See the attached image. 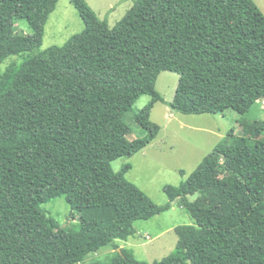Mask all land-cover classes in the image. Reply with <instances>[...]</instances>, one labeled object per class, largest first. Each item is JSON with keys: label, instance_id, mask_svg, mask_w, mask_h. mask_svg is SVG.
Instances as JSON below:
<instances>
[{"label": "trees", "instance_id": "trees-1", "mask_svg": "<svg viewBox=\"0 0 264 264\" xmlns=\"http://www.w3.org/2000/svg\"><path fill=\"white\" fill-rule=\"evenodd\" d=\"M58 0H0V264H73L104 246L111 259L89 264H264V137L230 134L155 204L111 162L148 145L161 71L179 75L168 106L183 114H246L264 100V14L253 0H132L110 27L85 0H71L84 29L40 49ZM27 21L31 32L18 34ZM144 135L129 140L127 114ZM256 128L255 132L258 133ZM256 134V133H251ZM182 173V171H181ZM183 174V173H182ZM64 196L71 229L53 227L41 205ZM262 196V197H261ZM193 197V199H191ZM176 247L153 262L134 259L116 240L134 222L171 207Z\"/></svg>", "mask_w": 264, "mask_h": 264}, {"label": "rangeland", "instance_id": "rangeland-1", "mask_svg": "<svg viewBox=\"0 0 264 264\" xmlns=\"http://www.w3.org/2000/svg\"><path fill=\"white\" fill-rule=\"evenodd\" d=\"M85 1L98 18L106 20L110 27L114 26L132 5V0ZM83 29L84 22L71 0H58L44 24L40 49L62 45ZM15 31L18 34L31 32L24 19L16 21ZM29 53L8 56L0 65V71L12 62L21 61ZM178 78L179 75L172 71H161L158 75L155 87L166 102L173 99ZM150 99L148 94L141 95L134 103L133 110L127 114L129 140L144 135V130L134 121L133 113L143 108ZM166 102L157 101L150 110L149 119L160 126L156 137L134 155L118 157L111 162L114 171H119L122 166L129 164L131 168L125 173V177L155 204L168 202L164 186H178L214 146L227 140L230 134L264 137V100H259L244 115L232 109L216 114H183L172 110ZM256 128L259 129L258 133L255 132ZM177 201H171L169 209L149 219L136 220L135 235L127 240H116L118 247L129 249L138 261L153 262L170 255L176 247L175 228L194 224L189 212L177 204ZM41 209L51 218L53 227L71 229L77 223L75 218L68 217L70 211L64 196L43 203ZM115 251L110 246H104L73 264L107 261Z\"/></svg>", "mask_w": 264, "mask_h": 264}, {"label": "crops", "instance_id": "crops-1", "mask_svg": "<svg viewBox=\"0 0 264 264\" xmlns=\"http://www.w3.org/2000/svg\"><path fill=\"white\" fill-rule=\"evenodd\" d=\"M253 1L256 3V5L258 6V8L264 14V0H253Z\"/></svg>", "mask_w": 264, "mask_h": 264}, {"label": "water", "instance_id": "water-1", "mask_svg": "<svg viewBox=\"0 0 264 264\" xmlns=\"http://www.w3.org/2000/svg\"><path fill=\"white\" fill-rule=\"evenodd\" d=\"M176 200H177V198L173 199V200H172V203H174Z\"/></svg>", "mask_w": 264, "mask_h": 264}]
</instances>
